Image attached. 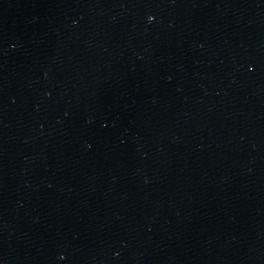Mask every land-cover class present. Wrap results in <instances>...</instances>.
<instances>
[{"label":"water","instance_id":"1","mask_svg":"<svg viewBox=\"0 0 264 264\" xmlns=\"http://www.w3.org/2000/svg\"><path fill=\"white\" fill-rule=\"evenodd\" d=\"M0 264H264V0H0Z\"/></svg>","mask_w":264,"mask_h":264},{"label":"clouds","instance_id":"2","mask_svg":"<svg viewBox=\"0 0 264 264\" xmlns=\"http://www.w3.org/2000/svg\"><path fill=\"white\" fill-rule=\"evenodd\" d=\"M149 19H151V17Z\"/></svg>","mask_w":264,"mask_h":264}]
</instances>
